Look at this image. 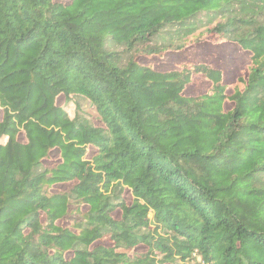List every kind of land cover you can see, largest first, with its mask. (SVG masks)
Instances as JSON below:
<instances>
[{
    "label": "trees",
    "instance_id": "16d2710c",
    "mask_svg": "<svg viewBox=\"0 0 264 264\" xmlns=\"http://www.w3.org/2000/svg\"><path fill=\"white\" fill-rule=\"evenodd\" d=\"M192 261L264 264V0H0V264Z\"/></svg>",
    "mask_w": 264,
    "mask_h": 264
},
{
    "label": "rangeland",
    "instance_id": "374dc122",
    "mask_svg": "<svg viewBox=\"0 0 264 264\" xmlns=\"http://www.w3.org/2000/svg\"><path fill=\"white\" fill-rule=\"evenodd\" d=\"M200 62L204 61L216 68L224 71L226 81H235L241 75L250 63L248 52L242 50L237 44L232 41H221L215 38H208L204 42L193 45L185 51L178 53L168 52L163 57H154L147 62H150L155 67L160 69L175 68L179 63L183 62ZM208 83L201 76L194 77V81L186 88V93L197 94L206 91ZM84 110L92 117L97 116L95 108L88 102L82 103ZM69 113L74 115V105L70 103L68 106ZM192 261L190 264L197 263Z\"/></svg>",
    "mask_w": 264,
    "mask_h": 264
},
{
    "label": "built area",
    "instance_id": "2783aa9c",
    "mask_svg": "<svg viewBox=\"0 0 264 264\" xmlns=\"http://www.w3.org/2000/svg\"><path fill=\"white\" fill-rule=\"evenodd\" d=\"M196 255V254H195ZM200 260V258H198Z\"/></svg>",
    "mask_w": 264,
    "mask_h": 264
}]
</instances>
